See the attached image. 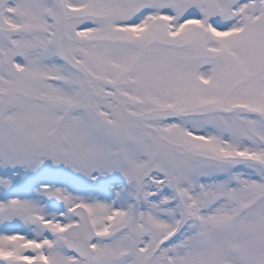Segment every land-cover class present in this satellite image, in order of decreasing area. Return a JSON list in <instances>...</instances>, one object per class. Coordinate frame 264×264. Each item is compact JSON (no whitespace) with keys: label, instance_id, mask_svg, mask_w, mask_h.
Wrapping results in <instances>:
<instances>
[{"label":"snow or ice","instance_id":"1","mask_svg":"<svg viewBox=\"0 0 264 264\" xmlns=\"http://www.w3.org/2000/svg\"><path fill=\"white\" fill-rule=\"evenodd\" d=\"M0 264H264V0H0Z\"/></svg>","mask_w":264,"mask_h":264}]
</instances>
